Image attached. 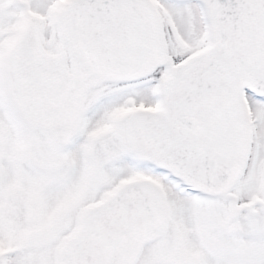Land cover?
<instances>
[{
    "label": "snow or ice",
    "instance_id": "1",
    "mask_svg": "<svg viewBox=\"0 0 264 264\" xmlns=\"http://www.w3.org/2000/svg\"><path fill=\"white\" fill-rule=\"evenodd\" d=\"M0 264H264V0H0Z\"/></svg>",
    "mask_w": 264,
    "mask_h": 264
}]
</instances>
